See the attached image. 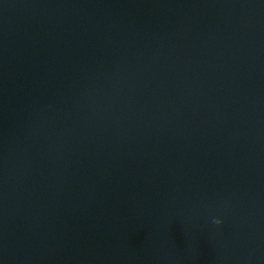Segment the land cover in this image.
<instances>
[{
    "label": "water",
    "instance_id": "1",
    "mask_svg": "<svg viewBox=\"0 0 264 264\" xmlns=\"http://www.w3.org/2000/svg\"><path fill=\"white\" fill-rule=\"evenodd\" d=\"M0 264H264V0H0Z\"/></svg>",
    "mask_w": 264,
    "mask_h": 264
},
{
    "label": "clouds",
    "instance_id": "2",
    "mask_svg": "<svg viewBox=\"0 0 264 264\" xmlns=\"http://www.w3.org/2000/svg\"><path fill=\"white\" fill-rule=\"evenodd\" d=\"M215 222H216V223H219L220 221H219V220H216Z\"/></svg>",
    "mask_w": 264,
    "mask_h": 264
}]
</instances>
